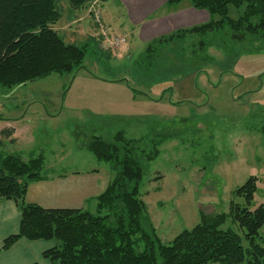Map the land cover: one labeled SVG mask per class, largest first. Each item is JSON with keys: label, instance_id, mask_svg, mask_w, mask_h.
I'll return each mask as SVG.
<instances>
[{"label": "rangeland", "instance_id": "rangeland-1", "mask_svg": "<svg viewBox=\"0 0 264 264\" xmlns=\"http://www.w3.org/2000/svg\"><path fill=\"white\" fill-rule=\"evenodd\" d=\"M58 5L53 29L85 46V68L0 86V128L4 121L17 123L16 140L0 136V154L44 160L47 181L29 190L30 200L94 211L116 169L86 144L122 131L134 141L142 166L139 198L163 243L198 223L200 212H229L231 203H241L235 190L250 176L257 190L249 207L264 202V53H246L238 40L237 54L213 46L183 62L169 51L161 71H144V51L122 32L129 28L120 8L110 10L106 0ZM114 16L118 21L110 22ZM178 39L168 44L176 53L190 38ZM232 227L242 235L237 224ZM259 235L264 240V224Z\"/></svg>", "mask_w": 264, "mask_h": 264}, {"label": "trees", "instance_id": "trees-1", "mask_svg": "<svg viewBox=\"0 0 264 264\" xmlns=\"http://www.w3.org/2000/svg\"><path fill=\"white\" fill-rule=\"evenodd\" d=\"M59 1L0 0V86L11 89L52 73L85 68V46L66 42L53 29L61 17ZM67 1L79 8L92 0ZM181 1L206 10L208 21L149 41L140 55L139 69L161 71L169 51L183 62L197 60L213 46L233 53L238 40L246 53H264V0H167L166 7ZM176 38H190L178 53L168 45ZM124 136L122 131L110 138L93 136L86 144L98 160L111 162L116 169L97 195L94 211L43 207L26 200L29 184L45 178L43 157L24 160L18 153L0 154V200L14 201L20 212L18 229L4 238L0 252L26 238L53 242L42 252L50 264H264V240L259 235L264 202L249 207L257 190L256 177L250 176L236 188L235 195L243 201L231 203L229 212H200L198 223L163 243L139 198L142 166L134 141ZM234 223L242 235L232 227Z\"/></svg>", "mask_w": 264, "mask_h": 264}, {"label": "crops", "instance_id": "crops-1", "mask_svg": "<svg viewBox=\"0 0 264 264\" xmlns=\"http://www.w3.org/2000/svg\"><path fill=\"white\" fill-rule=\"evenodd\" d=\"M106 1L111 2L110 10L114 8L122 10L121 14L123 12L129 28V30L124 29L122 32L128 37L127 39L130 40L131 44L139 46V53L144 51L141 47L146 46L149 41L156 37L169 34L181 28L204 23L209 19V14L206 10L196 9L186 1H181L172 8L166 7L167 0ZM110 20V22L118 21L115 16ZM111 29L113 30V27ZM15 122V120L2 122L3 126L0 128V136L3 138L1 139H6V142H13V139H15L14 135L17 134V128L14 125L17 123ZM44 181L47 180L31 182L28 186L26 197L31 188L38 191L42 186H45L42 185ZM27 199L33 202L30 198L27 197ZM19 220L20 212L15 202L12 200H0V247L4 238L17 231ZM52 245L53 242L49 240L20 238L10 248L0 252V264H50L42 256V252Z\"/></svg>", "mask_w": 264, "mask_h": 264}, {"label": "built area", "instance_id": "built-area-1", "mask_svg": "<svg viewBox=\"0 0 264 264\" xmlns=\"http://www.w3.org/2000/svg\"><path fill=\"white\" fill-rule=\"evenodd\" d=\"M117 39H118V38H117ZM122 41H123V39H122V38H119V39H118V42H122Z\"/></svg>", "mask_w": 264, "mask_h": 264}]
</instances>
